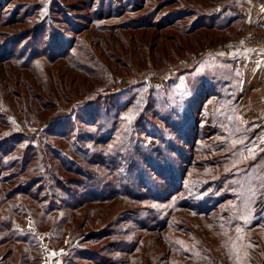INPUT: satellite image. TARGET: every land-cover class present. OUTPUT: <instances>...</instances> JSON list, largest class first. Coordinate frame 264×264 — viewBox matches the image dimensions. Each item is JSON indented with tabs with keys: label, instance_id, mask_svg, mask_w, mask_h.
<instances>
[{
	"label": "rangeland",
	"instance_id": "obj_1",
	"mask_svg": "<svg viewBox=\"0 0 264 264\" xmlns=\"http://www.w3.org/2000/svg\"><path fill=\"white\" fill-rule=\"evenodd\" d=\"M143 1L6 0L0 7V22L3 21L0 23V43L12 42V35L23 33V37L31 39L30 44L37 47L45 44L50 36L63 37V44L55 43L58 48L75 41L86 47L72 50L75 55L69 59L61 56L42 58L36 61L34 69L0 63V111L5 121L1 130L12 135L22 131L24 126H32L28 122L46 120L52 113L66 115L65 123L75 127L81 118L98 121L102 114L109 113L110 116L121 112L122 133L111 138L110 133H104L105 137L109 136V141L102 147L108 150V160H117L116 153L129 156L128 151L138 157V150L130 144L129 137L134 142L135 137H140L145 145L159 144L152 133L160 126L158 117L164 112L166 101L177 103L176 100L193 95L202 82L213 78L217 80L218 96L204 99L198 137L193 139V145L185 148V155L195 158L198 165L183 174L185 160L169 153V159L174 162L164 167L161 178L153 177L158 182L159 198L163 201L139 202L119 197L59 208L50 207L49 202L42 205L22 194L7 198V192L16 188L22 179L31 178L33 173L23 171L15 177L10 176L17 172L15 169L5 171L4 175H10L0 181V240L14 228L29 231L30 237L34 236L28 239L30 243L37 242L32 247L28 241H0V264H25L26 256L28 264H92L87 257L89 250L99 249L115 237L130 242L137 240L131 247L135 248L131 254L128 253L131 252L129 244L107 246L103 254L128 261L116 264H131L130 257L135 259L133 264H264V212L256 213V209L263 206L260 202L264 203V197L255 204L257 192L254 193L253 188L255 184H264V94L258 88L260 83L250 88L248 81L237 77L226 60L230 50L245 49L246 42L250 43L260 31L245 30L242 18L237 16L214 41L209 40V36L196 48L191 46V38L179 44L174 41L176 27L161 29L159 25L147 23L177 22L179 19L183 29L202 15L201 12L193 13L194 7H206V10L225 0H197L196 3V0H166L163 8L158 10H153L155 0H146V5L140 6ZM226 1L228 4L220 6L224 16L221 22L230 15L228 6L232 0ZM136 3L137 7H133ZM178 12L181 16H177ZM214 31H203V34ZM31 34L36 38H31ZM28 39L12 42L13 47L20 49ZM92 96L89 106L70 115L65 111L72 99ZM138 99L147 100V106ZM86 128L90 130L95 126L91 124ZM57 131L55 126L47 136L55 145L68 149L67 142L62 143L56 137ZM213 132L215 135L211 136ZM173 134L168 132L167 136L171 138ZM223 138H227L225 142L234 148L235 154L221 169L210 163L215 155L223 152L222 149L208 154L200 148L207 141ZM180 145L185 144L181 141ZM152 156L155 157V153ZM257 156L261 157L256 160ZM73 157L84 170L106 173L101 166ZM206 158H209L208 165ZM213 159L220 162L218 157ZM118 161L120 156L115 167ZM155 161L163 163L164 160ZM261 168L263 176L255 177L254 172ZM241 170L239 177H232L224 186L216 184L224 172ZM181 173L186 175L182 190H192L190 196L173 190L178 180L172 181L171 185V176L179 177ZM61 174L64 179L76 177L71 173ZM114 180L122 186L125 175ZM187 196L189 203H194V209L186 203ZM199 199L205 202L201 211L196 208H199ZM141 206L149 208L135 211ZM165 207L168 212L163 211L162 215H169L171 224L168 226L159 227L164 217H157L154 222H149L155 226L152 231L137 229L125 235L122 233L123 236L106 233L110 228L132 225L134 219L149 217L153 210L162 211ZM126 217L128 221L122 219ZM214 219L220 223L216 224ZM256 219L260 221L257 225L253 223ZM98 236L103 238L95 241ZM171 241L180 248L170 256L167 242L170 246Z\"/></svg>",
	"mask_w": 264,
	"mask_h": 264
},
{
	"label": "trees",
	"instance_id": "obj_2",
	"mask_svg": "<svg viewBox=\"0 0 264 264\" xmlns=\"http://www.w3.org/2000/svg\"><path fill=\"white\" fill-rule=\"evenodd\" d=\"M165 1L166 0H161L156 2L155 0L153 10L157 8H163ZM5 2L6 0H0V7L5 4ZM196 2L197 0L195 1V3ZM226 2V0L222 2L223 4L219 2L221 3L219 4V6L213 5L206 10V7H194L191 11L193 13L194 11L198 13L201 12L202 15L197 17V19H193L192 21H190L189 24L185 25V28L182 26L183 29L180 28L181 25L178 23L179 19L177 20V22H160L161 25L157 22L155 23V21H149V23L147 24L159 25L158 27H160L161 29H173L174 26L176 27L175 34H173L175 38L174 41L177 40V42L181 44L184 40H190L188 38H191V46H194L196 48L199 42L204 41V39H209V36H211L209 40L214 41L216 37L219 36V34L224 33L223 29L232 24L233 19H235V16H233L232 14L229 15V18L222 21L223 23L220 21L224 17L222 16L223 13L220 10V6L228 4ZM142 3L143 4H140V6L146 5L147 2L146 0H144ZM137 5L138 4L136 3L133 7H137ZM196 8L197 10L200 9V11H197ZM181 14L182 13L178 12L177 16H181ZM4 19L7 18L5 17ZM212 29L215 31L211 34H203V31L207 32ZM30 36L31 38H36L33 34H31ZM62 38L63 37L50 36L47 41H44L45 44H43L41 47H37L34 46V44H30L32 43V40L23 37V33L14 34L12 35L13 43H15L16 40L19 41V39L22 41L25 39L28 40H26L25 44L22 45V47H20V49L18 50L13 47L14 45L12 42L0 43V63H10L26 70L34 69L35 67H37L36 61L41 60L42 58L52 59L54 57L61 56L69 59V57H74L75 55L72 50H79L86 47L82 43H75V41L72 44L69 43L67 46H61L60 48H58V46H56L57 41L63 44V41L61 40ZM56 48H58L59 50H57ZM216 82L217 80H214L212 78V80L210 81L205 80L204 82H202V84L199 83L200 85L193 95L182 97L179 100H176L177 103H175L174 100L170 102L165 100L167 103L164 107V112H162V114H159L158 117L160 126L154 128V131L152 133L154 134L152 135V137H155L159 144L145 145L140 141V137H135V142L132 138L130 139L129 137V140L131 141L130 144L134 145L137 148V155L139 156H133L135 154L131 151H128L127 153L129 154V156L122 155L121 153H116L118 157L120 156V161H118L116 167L114 165L117 162L118 157L117 160L111 158L108 160V155H106L108 153V150H106L105 147L102 146L109 141V136L111 138L114 134L119 135L120 133H122V117L121 115H119L121 112L112 114L110 116L109 113L102 114L101 118L98 121L95 118H93V120L91 121L89 119L81 118V120H79L80 124L75 127H68V124L65 123L67 117L66 115L61 114L60 116H55L56 113H52L48 117V119H36L35 122L30 121L28 123L32 124V126H24L22 131L10 135L11 133H6L1 130V127L5 125V121L2 117L3 113L0 111V181L3 179H8V176L10 174V176L18 177L23 174V171L33 173V176L31 178L27 177L26 179H22L19 185L13 190L7 192L5 196L7 198H14V195L16 194L26 195L29 198L36 200L38 203L41 202L42 205L43 203L46 204L47 202H49L50 207L52 208H59L60 206L75 207L76 205L81 204L85 201H104L119 197L139 202H155L160 200V187L158 185V182L153 177L156 176V178H161L160 174L162 170H165L164 167H166L168 163L170 164L171 162H174V160L169 159V153L174 154L173 157L175 158L185 160L183 174H187L188 169L190 168L191 170L193 165H198L196 164L198 163V161H195V158L187 157L185 155V148L186 145H193V143H195L193 139L195 137H198L200 123L202 121L201 115L203 111V104L205 102L204 99L207 98L208 100L209 97L217 95L216 93L218 91V86ZM90 99L91 101H93V96L91 98L84 97L80 99H72L70 105L68 106L69 108L67 107L65 111H69L68 115H70L71 112L77 109L87 107V105L89 106L91 104V102L89 101ZM138 101L144 102V105H146L147 103V100L144 101L138 99ZM134 102H137V100H135ZM41 105L43 106L44 104L42 103ZM91 124H93L95 128L88 130L86 127L90 126ZM55 126L58 127V131L57 133H55L56 137L60 138L62 143H65L66 141L68 149L63 148L62 145H55L47 136ZM168 132L174 133L173 137H168ZM104 133L110 134L108 137H105ZM134 133L135 136H137L136 130H134ZM214 135L215 132L211 134V136ZM223 135L226 136V134H222V136ZM174 136L176 137L174 138ZM226 139L227 138L207 141L205 143L206 145H203L200 148L203 153L208 154H210V151L222 149V153L213 157H218L220 162H215V159L212 158L210 163L211 166L214 167L217 164L216 167L223 169L226 164L229 163L228 160L234 157L235 150L231 145H228L227 141L225 142ZM181 141L185 144L184 146L180 145ZM160 143L163 146H161ZM194 148H196V146H194ZM153 153H155V157L152 156ZM193 153L195 154V151ZM73 156H77L81 160L95 164L98 167L101 166L106 173L97 170H84L79 161L75 160ZM260 157L261 156H257L256 160ZM160 159L164 160L163 163L155 161ZM205 160L207 162L209 161V158H206ZM30 164L32 165L30 166ZM208 164L209 163L207 162L206 165ZM11 169H15L17 172L10 173L8 176L3 174V172L5 171H11ZM132 169H136V172H134ZM62 172H64V174L71 173L76 177H66L64 179L61 174ZM241 172L242 170L239 172H224L223 175L215 182L216 184H218V186L220 184H223L224 186L226 184L225 182L231 181L232 177L234 178L235 176L240 175ZM254 173L255 177H257L258 174H261L263 176V168H261V171H256ZM183 174H179V177L171 176V185L172 181L176 183L178 180V183L173 187V190H175L176 193L186 192V194L190 196L192 190H188L187 188H185V190H182L186 177V175ZM121 175H125V184H123L122 186H118V180L114 179L119 178V176ZM83 179L86 181H83ZM253 188H255L254 193L257 192V200L255 204L258 205L259 202L264 199L262 198L264 197V184H261L259 186L255 184ZM136 189H139L137 193H135ZM188 196L187 202H185L188 204V206H190L191 209H194V203H189ZM204 204V200L199 199V208L196 207L197 210L201 211ZM260 204H262L263 206L260 209H256L257 214L264 212V203L260 202ZM141 208L142 206L140 208L138 207L135 211L138 212L140 210H147L149 206L146 208ZM163 211L167 213V207H165V209L163 208L162 211L153 210V215L151 213L149 217H139L140 219H134L135 221L132 222L134 225H122L121 227L116 228L117 230H113L112 228H110V231H107L106 233L111 235L115 234L116 236L121 235L122 233H124L123 235H125L137 229H139V231L141 232L152 231L155 226H152V224H149V222H154L157 217L163 218ZM168 216L163 218V222L159 224V227H165L171 224L169 220L170 217ZM127 218L128 217L122 219L124 221H128ZM171 221L174 222L173 220ZM214 221L216 224L220 223L218 219H214ZM259 222L260 221L256 219V221H254L253 223L257 225ZM10 231L11 232L8 236H5L3 237L4 239L0 240L2 241V243L5 240H11L12 242L17 243H27L28 241V245L31 244L32 247L36 246L37 241L35 243H30V241L28 240L34 238V236L30 237L29 231H18L14 228H11ZM102 238L103 237L98 236L95 241H99ZM90 239L92 238L90 237ZM133 240H131L130 242L129 240H120L115 237L114 241L103 243V245L99 249L89 250L90 255H88L87 257L92 264L123 263L127 260L120 257H109L108 255L103 254V252L107 249V246L110 247L111 245H113L116 247L119 245L129 244L130 247L128 250L131 252L128 253L131 254L135 249L131 247H133L137 243V240L134 242ZM167 243L170 256L171 253H174V250L180 248V245L174 243L173 241H171L170 246L169 242ZM129 260L131 261V264H133L135 261L133 257H130ZM26 261H29V258L27 256L24 258V263L28 264Z\"/></svg>",
	"mask_w": 264,
	"mask_h": 264
},
{
	"label": "crops",
	"instance_id": "obj_3",
	"mask_svg": "<svg viewBox=\"0 0 264 264\" xmlns=\"http://www.w3.org/2000/svg\"><path fill=\"white\" fill-rule=\"evenodd\" d=\"M228 7V11L235 18H242L245 30L255 29L260 32H256L258 36L255 45L230 50L226 60L231 69L234 68V74L245 78L250 88L260 83L258 88L264 94V0H232Z\"/></svg>",
	"mask_w": 264,
	"mask_h": 264
},
{
	"label": "built area",
	"instance_id": "obj_4",
	"mask_svg": "<svg viewBox=\"0 0 264 264\" xmlns=\"http://www.w3.org/2000/svg\"><path fill=\"white\" fill-rule=\"evenodd\" d=\"M256 40H257V37H252V39L250 40V43L246 42L247 43L246 45H248V47L253 46L255 45Z\"/></svg>",
	"mask_w": 264,
	"mask_h": 264
}]
</instances>
